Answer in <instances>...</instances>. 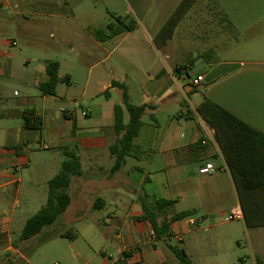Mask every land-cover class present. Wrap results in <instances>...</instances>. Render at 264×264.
I'll use <instances>...</instances> for the list:
<instances>
[{"label":"crops","instance_id":"1","mask_svg":"<svg viewBox=\"0 0 264 264\" xmlns=\"http://www.w3.org/2000/svg\"><path fill=\"white\" fill-rule=\"evenodd\" d=\"M41 3L44 13L38 15L59 24L60 29L70 26L71 19H76L63 12L58 0H41ZM248 3L251 9L236 14V18L250 20L244 29L238 26L231 13L217 12V24L220 25L215 34L217 43L196 57L204 66V72L197 75L203 77L199 86L202 89L198 87L199 92L193 93L190 80L184 88L187 100H174L170 92L162 89L156 97L145 96L135 103L127 79L115 77L111 70H108L109 79L106 82H101L102 73L95 76L93 84L97 82L101 86L102 83V87L91 90L96 66L90 65L82 95L84 97L88 93L98 101L90 107H74V115H69L71 109L64 107L59 110L47 108L46 100L58 96L59 85L64 80L71 84L73 74L63 75L59 62L60 82L56 94H45L40 84L48 80L47 65L53 61H46L44 68L35 73L28 69L32 59L26 60L22 65L25 64L24 67H15L6 59L11 53L7 48L17 47L18 41L1 39L0 76L6 74L8 78L16 80L23 93L15 91L17 100L5 103L6 87L0 81V103L3 106L0 110V189L3 188L6 193L0 195V208H3V214L0 213V235H7L10 239L11 218L6 216L5 210L9 200L6 188L16 185L19 189L20 183L19 179L12 178L11 167L18 171L28 166L32 162L30 154L33 150L37 151L38 156L55 151L65 157L55 175L62 170L64 162L72 159L78 160L81 168V174L72 177L69 207L110 212L103 222L113 225L116 232L112 239L118 242L117 258L112 264H180L170 245L183 248L195 264H202L201 257L195 254L203 243L199 233L227 225L228 232L223 231L222 238L232 240L238 248H241L242 238H245L250 254L236 259L226 252L217 253L211 257L210 264H250L248 261L251 257V264H264V248H255L252 228H247L243 219H227L234 209L241 208L239 198L225 158L216 144V131L197 112L200 104L210 99L264 134V0H248ZM29 4L31 2L28 0H0V34L18 33L25 39V48L40 50L47 47L40 42V36L34 39L41 30L32 31L24 24H17V16L25 17L30 13H17L15 8H25ZM259 7L260 10L257 9ZM226 26L233 30H228ZM98 29L102 28L91 29L90 32L83 30L86 31L89 45L81 50L86 52L88 58L95 56L94 49L99 50L101 57V51L106 50L105 42L111 40H98L94 34ZM48 35L56 48H62L67 42L63 30H51ZM152 45L159 51V47ZM77 48L79 46L71 44L70 51ZM100 57L99 60H102ZM166 57L170 58V55ZM105 61L103 57L100 63ZM76 62L72 63L74 67L89 65L87 59L80 60L79 57ZM188 71L189 68L185 67L178 74ZM113 81L126 85L133 105L146 104L143 125L134 140L139 148L138 157H127L126 163L115 173L112 171L115 155L111 147L120 137L114 130L116 106L121 107L124 124H128L130 115L123 101V91L122 99L110 104L112 91L120 89L113 86ZM102 97L107 99L106 102L101 101ZM185 101L187 105L182 107ZM170 105H174L171 111L168 109ZM26 111H32L40 119V128L26 126ZM201 139L207 142L205 150L188 149ZM209 167L215 171L200 172ZM159 200H175V203L168 209L152 214L158 228L166 224L168 229L158 239L147 211L151 206L156 208ZM187 211L193 214L184 219H173L176 214ZM127 249L131 252L125 255ZM2 252L14 253L28 262L17 246L7 245Z\"/></svg>","mask_w":264,"mask_h":264},{"label":"rangeland","instance_id":"2","mask_svg":"<svg viewBox=\"0 0 264 264\" xmlns=\"http://www.w3.org/2000/svg\"><path fill=\"white\" fill-rule=\"evenodd\" d=\"M28 1L31 4L25 8H15L17 13H30L25 17L17 16V24H24L32 31L41 30L34 39L40 36L42 39L40 42L47 47L40 50L25 48V39L18 33L0 34V40L18 41L17 47L7 48L11 53L6 59H9L15 67H24L23 63L32 59L28 69L35 73L44 68L46 61H58L62 65L63 75L73 74L71 84L64 80L59 85L58 96L46 100L45 107L54 110L63 107L72 110L78 106L86 108L98 101L96 97L91 98L88 93L84 97L82 95L90 65L96 66L93 71L91 90L102 87V83L101 86L96 81V84H93L95 76L102 73L101 82H106L109 79L108 70H111L115 77L127 79L130 95L135 103L144 99L145 96L156 97L162 89L170 92L174 100H187V95L184 94L185 85H189L190 80L204 72L203 62L196 57L217 43L215 34L220 28L216 19L217 12L231 13L238 26L244 29L250 20L236 18V14L251 9L248 0H197L185 16L180 18L172 37L167 43L160 45L157 51L152 44L157 42L159 32L184 0H68L67 2L58 0L65 14L76 17L71 19L70 26L61 29L59 24L38 15L44 13L41 0ZM261 7L257 9L260 10ZM127 15L136 21V28L105 42L106 50L105 53L101 51V57L99 50L94 49L95 56L88 58L86 52L81 50L89 45L85 32L95 28L107 30L108 24L115 22L116 17ZM226 27L228 30H233L229 26ZM51 30L56 32L63 30L67 36V42L62 48H56L51 44L53 41L48 35ZM21 41H23L22 44ZM71 44L79 48L70 51ZM167 54L170 58L166 57ZM78 57L80 60L87 59L89 65L82 64L74 67L72 63L77 64ZM99 57L102 60L103 57L106 58L105 63H100L102 60H99ZM181 65L189 68V71L178 74L176 66ZM0 81L6 87L5 103L17 100L15 91L23 93L20 84L8 78L6 74L0 76ZM121 99L122 90L115 89L112 91L110 104L113 105ZM106 100L105 97L101 99L102 102ZM2 108L0 103V110ZM173 108L174 105H170L168 109L171 111ZM35 152L37 151L31 152L32 162L28 163V166H23L18 171L9 166L12 169V178L19 179L20 183L19 189L16 185L6 188L9 200L5 210L6 216L11 218V228L10 239L7 235H0V264H112L117 258L118 242L112 239L116 235L113 225H106L103 222L109 217L110 212L107 211L77 210L69 207L40 234L24 241L20 240L26 221L46 205L49 191L48 180L60 170L65 160L62 154H57L55 151L41 153L40 156ZM4 191L3 188L0 189L1 196L6 194ZM149 212L153 214L157 210L151 206ZM0 213L3 214V208H0ZM98 218H101L100 221ZM71 229L77 232L76 239L71 240L60 236L61 233ZM251 230L255 248H264V226L254 227ZM223 231L228 232V225L214 228L210 232L199 233L203 243L199 249L195 250V254L201 257L202 264H210L211 257L217 253L226 252L236 259L250 254L245 238H242L241 248H238L232 240L222 238ZM174 242L176 243L175 240ZM7 245L17 246L27 257L28 262L21 260L14 253L2 252ZM252 260L251 257L248 262L251 264Z\"/></svg>","mask_w":264,"mask_h":264},{"label":"trees","instance_id":"3","mask_svg":"<svg viewBox=\"0 0 264 264\" xmlns=\"http://www.w3.org/2000/svg\"><path fill=\"white\" fill-rule=\"evenodd\" d=\"M196 1L184 0L180 8L176 9L174 15L159 32L155 43L157 47L167 43L172 37L180 18L185 16ZM136 26V21L130 19L128 15L125 17L118 16L115 22L107 26V30L98 29L94 34L98 40L107 41L123 33L133 31ZM183 68V65L178 66L176 71L178 72ZM58 70L59 62L48 63V80L40 84L43 93L56 94V88L60 82ZM113 86L122 89L123 101L130 115L128 124H124L121 107L116 106L114 130L120 137L111 147V152L115 155V163L112 167V171L115 173L123 167L127 157H138L139 148L134 144V140L139 135L143 125L142 117L146 104L133 105L130 102L128 90L124 83L113 81ZM197 91V88L192 89L193 93ZM106 93H108V90ZM186 105V101L182 103V107H186ZM197 112L203 121L216 131L215 141L221 149L233 178L246 227L264 226V134L210 99H206L201 103L197 108ZM24 120L28 128H40L42 125L40 119L35 117L32 111L24 113ZM205 143L207 142L201 139L199 142L190 145L188 149L191 151L195 149L205 150L207 148ZM80 174L81 168L78 160L72 159L64 162L62 170L48 182L49 191L46 205L27 220L20 236L21 241L40 234L45 227L53 224L69 208L71 204L69 187L71 186L72 177ZM174 203L175 200H159L155 210L168 209ZM147 213L151 216L150 220L159 239L162 234L168 231L167 226L164 224L158 228L155 217H152L149 210ZM192 214L191 211L182 212L176 214L173 219H184ZM77 235V232L72 229L60 234L61 237L71 240L76 239ZM169 248L180 264H195L183 248L172 245Z\"/></svg>","mask_w":264,"mask_h":264},{"label":"built area","instance_id":"4","mask_svg":"<svg viewBox=\"0 0 264 264\" xmlns=\"http://www.w3.org/2000/svg\"><path fill=\"white\" fill-rule=\"evenodd\" d=\"M203 81V77L202 76H197L196 78H194L191 82V88L192 89H196L200 86L201 82ZM68 114L69 115H74V112L72 110H69L68 111ZM84 116H86V113L83 112L82 113ZM215 170L214 169H211L210 167L209 168H204L202 169L200 172L201 173H213ZM227 219L229 221H233V220H240V219H243V212H242V209L241 208H236L234 209L228 216H227ZM128 252H131V250L127 249L125 251V255L128 253ZM125 258V257H124ZM56 264H59V263H56ZM119 264H126L124 262H120Z\"/></svg>","mask_w":264,"mask_h":264},{"label":"water","instance_id":"5","mask_svg":"<svg viewBox=\"0 0 264 264\" xmlns=\"http://www.w3.org/2000/svg\"><path fill=\"white\" fill-rule=\"evenodd\" d=\"M199 89H202V88L199 87Z\"/></svg>","mask_w":264,"mask_h":264}]
</instances>
